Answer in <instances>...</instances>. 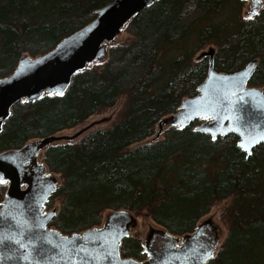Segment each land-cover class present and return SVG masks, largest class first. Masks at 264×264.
Masks as SVG:
<instances>
[{"label":"trees","instance_id":"16d2710c","mask_svg":"<svg viewBox=\"0 0 264 264\" xmlns=\"http://www.w3.org/2000/svg\"><path fill=\"white\" fill-rule=\"evenodd\" d=\"M112 1L0 0V79L20 59L43 56L91 24ZM243 4L158 0L123 27L131 40L109 45L104 63L74 75L65 93L12 107L0 131V153L20 150L32 139L49 140L121 96L127 99L111 128L43 148L41 164L61 179L45 204L54 211L49 229L81 234L99 228L104 212L124 211L145 213L164 232L182 237L215 202L231 198L225 239L207 264H264L263 144L246 156L235 135L212 140L195 131L201 123L196 120L185 128L169 126L162 140L139 145L184 99L197 95L208 62L193 57L206 44L217 73L232 74L255 61L248 87L264 93V5L244 20ZM5 191L0 183V204ZM120 256L143 261L146 253L129 235Z\"/></svg>","mask_w":264,"mask_h":264},{"label":"water","instance_id":"95a60500","mask_svg":"<svg viewBox=\"0 0 264 264\" xmlns=\"http://www.w3.org/2000/svg\"><path fill=\"white\" fill-rule=\"evenodd\" d=\"M156 1L113 0L97 11L91 24L63 39L52 51L35 59H20L13 73L0 79V131L15 104L65 93L73 76L103 61L123 27ZM262 2L251 0L254 15ZM255 68L253 61L232 74L217 73L210 58L197 95L181 102L170 126L185 128L201 120L195 131L212 140L233 134L238 148L249 156L255 147L264 145V93L248 87ZM47 145L48 140H41L37 148L28 145L0 153V176L7 183L0 204V214L6 218L0 219V234L34 242L40 254L32 255V264H207L212 259L216 242L202 244L197 229L181 240L166 234L167 247L149 253L145 262L122 259L120 247L132 225L131 215L124 211L110 213L102 227L81 234L64 236L49 229L54 211H43L56 184L45 176L42 164L35 165L36 153ZM28 251H33L31 246ZM24 255L10 239L0 245V264H26Z\"/></svg>","mask_w":264,"mask_h":264},{"label":"rangeland","instance_id":"374dc122","mask_svg":"<svg viewBox=\"0 0 264 264\" xmlns=\"http://www.w3.org/2000/svg\"><path fill=\"white\" fill-rule=\"evenodd\" d=\"M242 1L244 2V4L243 7L240 9L241 18H243L244 20L252 18L254 14H253L251 0H242ZM263 5L264 2H262L261 7ZM131 38L132 37L122 29L119 35L116 36V38L114 39L111 45H119V44L127 43L131 40ZM208 48L209 46L207 44L204 45L202 48H200L199 52L193 57L194 58L193 62H199L202 59H206V61L209 63V59L212 57V52H209ZM172 58L166 61L165 65L167 67L171 66ZM103 63L104 61H101L97 64L102 65ZM246 66H244V68ZM126 100H127L126 96H121L113 107L108 109H100L96 111L94 114H92L89 118H87L83 123L75 126L74 128L66 129L59 133H56L53 138L48 140L49 144H65V143L75 144L83 136L87 135L88 133L94 130L111 128L116 122H118L122 118L126 108ZM171 116L172 115H169L166 116L164 119H162L161 122L156 125L154 130V135L147 138L143 142L139 143V145L149 144L155 141L162 140L165 130L168 129L169 126L171 125V121H170ZM38 142L41 141L39 139H32L28 143H26L25 146L30 145L32 148H37L36 143ZM43 148L44 147L40 148L38 152H37L38 149H36L37 153H36L35 165H38L39 163L42 162ZM44 174L46 177L53 180L54 184L58 186L61 180L58 175L49 173L47 169L44 170ZM3 184L7 187V183L3 182ZM231 201L232 199L228 198L225 200L215 202L212 205L209 213L206 216H204L202 219H200L196 225L197 230H201L203 225H206L211 229H215L214 232L216 233V237H215L216 250L223 243L227 233L228 226L225 220L224 212L227 209V207L230 206ZM57 206L58 204L56 203L55 207L53 208L55 211L57 209ZM108 215H110L108 211L103 213L101 224L99 227L103 226L106 223ZM129 215H131V220H132V225H130L129 227V235L139 240L140 245L142 247V252L149 254V250H153V247L158 248L159 241L157 240L155 241V238L157 235L164 233L163 229L160 226H157L154 222H152V220L149 217H147L145 213L144 214L141 213L140 215H136V216H132V214L129 213ZM207 233L211 234V232L209 231H207ZM164 237H166V239L168 240L166 235Z\"/></svg>","mask_w":264,"mask_h":264},{"label":"flooded vegetation","instance_id":"af4514ba","mask_svg":"<svg viewBox=\"0 0 264 264\" xmlns=\"http://www.w3.org/2000/svg\"><path fill=\"white\" fill-rule=\"evenodd\" d=\"M202 229H201L200 235H199V236H201V242H202V244L207 245L208 243H210L213 240L216 241V239H215L216 233L214 232L215 229H211L210 227H208L206 225H203ZM207 231L211 232V234H208ZM165 233L166 232H164L163 234H160V235H157L156 236L155 241L156 240L159 241V247L158 248L153 247V250H149V253L155 254V253H157V252H159L162 249H164V248L167 247L168 240L166 239V237H164L165 236L164 235ZM191 234H187V235H185V237L188 236V235H191ZM183 237L184 236H182L181 238H183ZM148 259H149V255H148V253H146V258L143 261L145 262Z\"/></svg>","mask_w":264,"mask_h":264},{"label":"snow or ice","instance_id":"6c2138e0","mask_svg":"<svg viewBox=\"0 0 264 264\" xmlns=\"http://www.w3.org/2000/svg\"><path fill=\"white\" fill-rule=\"evenodd\" d=\"M5 177L0 176V183H3L5 181ZM0 219H5V217L2 216V214H0ZM22 235V234H21ZM6 239H10L12 243L16 244L21 250H23L25 252V255L22 257L23 259L26 260V264H32V260L31 257L33 254L39 255L40 252L38 249H36L34 242L29 241L28 243H25L24 241H22L21 239H18L16 237H8L6 238L3 234H0V245H3L6 243ZM29 246L32 247L33 251L29 252L28 248ZM207 255H210V252L207 253Z\"/></svg>","mask_w":264,"mask_h":264}]
</instances>
